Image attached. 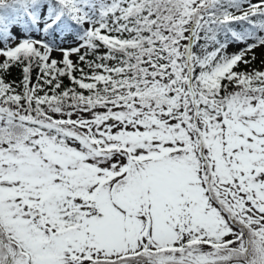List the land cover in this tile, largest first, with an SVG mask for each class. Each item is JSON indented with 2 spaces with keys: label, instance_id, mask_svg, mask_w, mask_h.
<instances>
[{
  "label": "snow or ice",
  "instance_id": "snow-or-ice-1",
  "mask_svg": "<svg viewBox=\"0 0 264 264\" xmlns=\"http://www.w3.org/2000/svg\"><path fill=\"white\" fill-rule=\"evenodd\" d=\"M0 264H264V0H0Z\"/></svg>",
  "mask_w": 264,
  "mask_h": 264
}]
</instances>
